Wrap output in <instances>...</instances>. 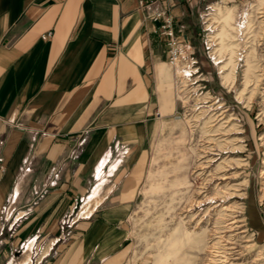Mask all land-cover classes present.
Listing matches in <instances>:
<instances>
[{"label":"crops","instance_id":"obj_1","mask_svg":"<svg viewBox=\"0 0 264 264\" xmlns=\"http://www.w3.org/2000/svg\"><path fill=\"white\" fill-rule=\"evenodd\" d=\"M207 2L161 0L149 10L169 7L191 39ZM156 24L136 0H0V204L21 195L14 183L25 181L24 167H54L55 174L32 176L57 182L42 188L41 211L69 212L87 199L78 242L84 258L100 264L121 245L119 222L145 175L139 152L111 161L112 150L140 151L160 120L177 113L174 70ZM104 166L113 177L105 190ZM177 167L186 169L185 158ZM186 183L183 175L169 185ZM247 208L264 246L261 208L255 201Z\"/></svg>","mask_w":264,"mask_h":264},{"label":"rangeland","instance_id":"obj_2","mask_svg":"<svg viewBox=\"0 0 264 264\" xmlns=\"http://www.w3.org/2000/svg\"><path fill=\"white\" fill-rule=\"evenodd\" d=\"M194 19L193 37H182L198 70L177 82L173 73L176 115L160 120L140 151L110 154L112 161L139 152L145 175L119 222L124 239L102 264H207L210 255L220 264L217 250L227 254L225 264H264V246L246 221L253 201L264 215V0H208ZM182 158L184 171L177 170ZM37 172L58 171L27 165L25 181L14 183L21 195L0 204V264H100L84 258L78 242L83 226L76 223L87 215L80 213L87 199H77L69 212L42 213L41 191L57 182L34 181ZM183 175L186 184L169 185ZM232 219L233 228L217 239ZM178 226L200 242H185L177 257L167 239Z\"/></svg>","mask_w":264,"mask_h":264},{"label":"built area","instance_id":"obj_3","mask_svg":"<svg viewBox=\"0 0 264 264\" xmlns=\"http://www.w3.org/2000/svg\"><path fill=\"white\" fill-rule=\"evenodd\" d=\"M138 8L144 12L147 19L157 23L153 34L162 39L166 47L167 62L174 69L175 82L184 80L191 73H197L196 59L191 55L189 47L185 39L178 32L175 24V19L170 12L169 7L159 6L149 10V6L153 3H158L161 0H136ZM170 2L171 0H166ZM189 1V0H187ZM156 118L160 117L158 110H155Z\"/></svg>","mask_w":264,"mask_h":264},{"label":"bare ground","instance_id":"obj_4","mask_svg":"<svg viewBox=\"0 0 264 264\" xmlns=\"http://www.w3.org/2000/svg\"><path fill=\"white\" fill-rule=\"evenodd\" d=\"M264 40V39H263ZM262 43V40L260 41V43L258 45H260ZM246 57V69L248 68V58H250L249 54H245ZM230 74H226L225 78L229 79ZM242 85H243V89L246 88L248 86L249 80L245 78L244 81H242ZM241 92V91H240ZM239 92V95H240ZM264 112V109L262 110ZM239 141H243V140H239ZM263 163H264V159H263ZM262 175H264V169L261 170L260 172ZM240 194V193H239ZM242 195V194H241ZM244 196V195H243ZM224 222H227L225 224V230H220L217 239L219 238H223L225 233L228 230H231L233 228L232 224H234L235 222H237V220H230L227 221L225 220ZM227 229V230H226ZM187 241H191V243H196L198 244L200 242V237L196 236L195 234H192L190 232H187V230H185L183 227L178 226L173 233L170 235V237L167 239V246L171 249L170 253L173 255H177V257L180 255L179 253H181V248L184 245L185 242ZM190 247V246H189ZM227 254L224 253L223 250H217L216 253L214 254V256H218L220 264H225L226 259H227ZM207 264H216V260L212 257L211 259V255L209 257V259L207 260Z\"/></svg>","mask_w":264,"mask_h":264},{"label":"snow or ice","instance_id":"obj_5","mask_svg":"<svg viewBox=\"0 0 264 264\" xmlns=\"http://www.w3.org/2000/svg\"><path fill=\"white\" fill-rule=\"evenodd\" d=\"M243 26V25H242Z\"/></svg>","mask_w":264,"mask_h":264}]
</instances>
